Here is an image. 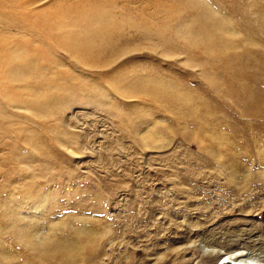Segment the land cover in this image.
<instances>
[{"label":"rangeland","instance_id":"rangeland-1","mask_svg":"<svg viewBox=\"0 0 264 264\" xmlns=\"http://www.w3.org/2000/svg\"><path fill=\"white\" fill-rule=\"evenodd\" d=\"M186 3L0 0V264L264 245V0Z\"/></svg>","mask_w":264,"mask_h":264},{"label":"bare ground","instance_id":"bare-ground-1","mask_svg":"<svg viewBox=\"0 0 264 264\" xmlns=\"http://www.w3.org/2000/svg\"><path fill=\"white\" fill-rule=\"evenodd\" d=\"M177 2L188 4L186 3L188 2V0H177ZM61 15L63 14L59 13L56 15V17H61ZM77 19H80V18H77ZM69 38H75V37L70 36ZM73 40H71V42H73L72 44L79 45L78 42H74ZM210 246L212 247H205L204 245L203 246L201 245L200 248L204 253L209 254L210 257L215 258V256L220 255L219 251L215 250L216 249L215 247L218 248V244L212 243ZM249 246L250 247H248L249 248L248 254L247 252L246 253L240 252L239 248H235L231 246L227 247L226 249L227 253L223 255V257L220 259L224 260V258L227 257L228 258L227 261H230L232 263L234 262L233 264H239L240 262H243L242 264H264V245L259 244V243L258 244L253 243V244H250ZM218 249L219 250L221 249V245L219 246ZM224 263L229 264L227 262H222L221 264H224Z\"/></svg>","mask_w":264,"mask_h":264}]
</instances>
